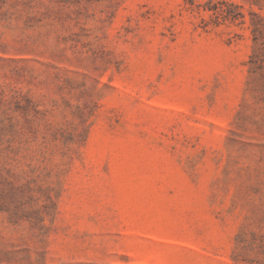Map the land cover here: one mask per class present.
<instances>
[{"label":"rangeland","instance_id":"obj_1","mask_svg":"<svg viewBox=\"0 0 264 264\" xmlns=\"http://www.w3.org/2000/svg\"><path fill=\"white\" fill-rule=\"evenodd\" d=\"M254 53L264 0H0V264H264Z\"/></svg>","mask_w":264,"mask_h":264},{"label":"trees","instance_id":"obj_2","mask_svg":"<svg viewBox=\"0 0 264 264\" xmlns=\"http://www.w3.org/2000/svg\"><path fill=\"white\" fill-rule=\"evenodd\" d=\"M256 57L257 56L254 53V54H252V57L248 61V63H249V73H250V75H255V77L257 76V74L260 75L258 71H262L263 68H264V65H261L260 63H257L255 61ZM237 245L241 246L240 243H237ZM252 245H253L252 243L249 244V246H252ZM245 249H246V247H242V250H245Z\"/></svg>","mask_w":264,"mask_h":264}]
</instances>
